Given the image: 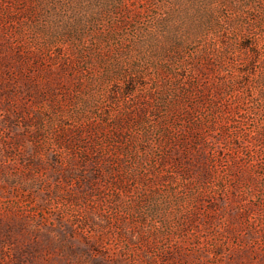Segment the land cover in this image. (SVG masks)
Returning <instances> with one entry per match:
<instances>
[{
  "label": "rangeland",
  "instance_id": "rangeland-1",
  "mask_svg": "<svg viewBox=\"0 0 264 264\" xmlns=\"http://www.w3.org/2000/svg\"><path fill=\"white\" fill-rule=\"evenodd\" d=\"M0 264H264V0H0Z\"/></svg>",
  "mask_w": 264,
  "mask_h": 264
}]
</instances>
